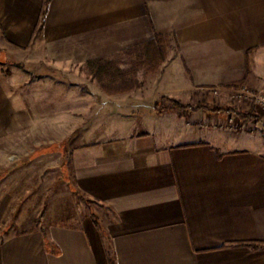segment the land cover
Instances as JSON below:
<instances>
[{
  "label": "crops",
  "instance_id": "1",
  "mask_svg": "<svg viewBox=\"0 0 264 264\" xmlns=\"http://www.w3.org/2000/svg\"><path fill=\"white\" fill-rule=\"evenodd\" d=\"M155 34L174 45L161 68L134 71L131 78L146 80L114 96L94 81L73 83L79 70L67 69L69 82L47 76L29 85L30 73L0 63V199L11 127L28 111L58 107L36 97L38 86L72 94L62 108L82 110L80 123L97 125V116L110 114L118 131L99 139L86 133L68 151L71 214L52 205L44 223H36L38 214L32 225L11 217L0 223V264H264V247L247 245L264 243V130L231 141L223 129L198 126L230 115L154 109L160 97L199 105L243 86L264 89V0H0L6 61L23 52L65 73L62 62L112 60ZM197 129L202 135L193 139Z\"/></svg>",
  "mask_w": 264,
  "mask_h": 264
},
{
  "label": "rangeland",
  "instance_id": "2",
  "mask_svg": "<svg viewBox=\"0 0 264 264\" xmlns=\"http://www.w3.org/2000/svg\"><path fill=\"white\" fill-rule=\"evenodd\" d=\"M168 37L170 41L168 44L169 48H167L165 60L174 48L171 36ZM56 52H58L59 55L61 54V52L57 51V49ZM145 52V48H143L140 44L126 49L112 60H98L102 61L101 66L106 63H112L111 69L108 70V72H112L114 74L118 70V75L123 77V83L127 84L128 86L130 85L135 87L139 86V84H142L143 80H146L145 78L130 77L134 71L141 72L146 69L147 57ZM7 58L8 61L4 59V54L0 52L1 64L7 62L8 65L13 64L22 70H25L27 72H25L26 75H29L30 73L31 78L29 85L36 82H45L48 79L47 76H51L50 78H53L55 81L65 80L69 82L71 77L67 78V74L75 70H79L81 73L79 75L75 74L74 76H77L76 78H71L73 83H88L94 81L97 86L99 85L96 78L93 77L95 70L100 67V64L97 62V60L86 63L72 61L70 63V67L66 66L68 63L66 64L62 62V69L66 71L71 70L63 73L62 71L53 69L52 67L53 64L57 65L59 63L50 62L47 59L44 61H30L28 60V57H25L23 52L12 56H7ZM162 64L160 65L159 69L161 68ZM126 75L129 76L127 77ZM115 80L121 81L117 78ZM139 81H141V83ZM61 88L62 87L58 88L56 85L55 91L48 93L46 85L38 86L36 89H38L39 94L36 97L44 102L48 100L52 101V99H54L53 101L56 102V106L59 108L55 107L53 110H37L34 112L35 115H32L31 111H28L27 113H24L21 124L11 127L12 129L10 132L14 138V141L8 142L7 175L5 173L1 177L4 178L5 175L7 176V195L6 197H2L1 194L0 199V223L2 226L7 224L6 222L10 219V217L12 220H15L16 218L23 219L25 220V223L32 225L31 218L34 219L36 214H38L36 223H44L46 220V210L44 211V209L50 208L52 210V205H55L56 211H62L64 213L71 214L73 212L72 206L66 196L69 191L68 188L73 185L72 174L68 165V151L73 146L78 144L80 137L86 133H89V135L94 133L93 137L99 139L108 137L110 135L112 136V134L116 135L118 132L116 126H113L109 121L110 114H108L105 121L102 120V114L97 116L98 118L102 117L100 120L95 122L97 125H93L91 120L88 121V119H85L82 123H80L78 117L82 110H69L62 108L63 106L61 102L63 99L73 95L69 93H59V91H62ZM251 91L254 93H262L264 92V89H252ZM78 96L79 95L77 94L74 95L75 101L79 100L80 97ZM86 97L89 98L90 95L86 94ZM205 99H203L204 101L199 103V105H189L194 107H203V111H200H202V113L205 115L225 118L226 116L230 115L232 120L226 122L227 124L223 121H215L214 124H210L211 122L205 124V121H200L198 125L199 130L207 127L209 130L223 129L226 135L230 136V140L245 139V136L237 138V135L240 133L242 134L243 132L259 135L261 128L264 130V126L260 127L257 124L260 119V112L258 111L259 107L255 105L254 101H240L235 97V94H232L231 97L229 96L227 99L229 102H227V100L218 102L217 99H212V103L206 104ZM97 100L99 99L97 98ZM220 103L222 105L225 103L231 104L230 108H228L231 111L217 112L218 108L221 106ZM220 108L225 109L227 106H222ZM136 111L138 113L144 112L140 107H137ZM90 112L91 114L96 113L95 110ZM242 112H252L254 114L252 116L254 120L247 124H241L238 119V114ZM101 113L104 114L103 111ZM203 114L202 118L204 117ZM255 114L257 116H255ZM256 118H258L257 121L255 120ZM139 128L140 127H138V129ZM199 130L197 129L195 132H192L193 139L201 137L202 133H199ZM186 137H188V134L183 133L182 138L185 140L187 139ZM236 140H234L232 143H235V146H238L239 143H237ZM10 155H21V157H9ZM83 201L88 205L89 202L87 200ZM46 205H48V207Z\"/></svg>",
  "mask_w": 264,
  "mask_h": 264
},
{
  "label": "trees",
  "instance_id": "3",
  "mask_svg": "<svg viewBox=\"0 0 264 264\" xmlns=\"http://www.w3.org/2000/svg\"><path fill=\"white\" fill-rule=\"evenodd\" d=\"M49 0H46V3ZM44 12L42 15H44ZM169 37L164 34H155L154 37L147 41L146 43L141 44L143 48H145L146 53V69L145 76L155 73L160 65L164 62L167 48L169 44ZM100 64L93 77L96 78L97 83L99 84V88L107 95L114 96L117 94H122L130 91L131 86L123 83L122 78L118 75V70L113 74L112 72H108L111 69L112 63H106L101 66V60H97ZM119 79L121 81H117L115 79ZM155 111L158 113H162L164 111H173L180 116H185L186 114L198 112L203 109L201 106H191L182 104L176 100H172L166 97H160L158 101L154 105ZM231 110L228 108H218L217 112H230ZM238 119L241 124H247L251 122L253 119L250 113H239ZM247 245L253 248H261L264 247V243H248Z\"/></svg>",
  "mask_w": 264,
  "mask_h": 264
},
{
  "label": "built area",
  "instance_id": "4",
  "mask_svg": "<svg viewBox=\"0 0 264 264\" xmlns=\"http://www.w3.org/2000/svg\"><path fill=\"white\" fill-rule=\"evenodd\" d=\"M235 97L240 101H254L255 105L264 112V92L254 93L248 87H241L236 93Z\"/></svg>",
  "mask_w": 264,
  "mask_h": 264
}]
</instances>
